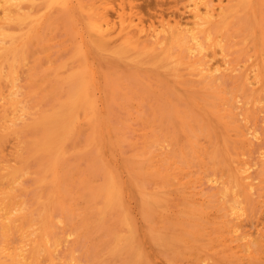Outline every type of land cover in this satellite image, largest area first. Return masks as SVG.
I'll return each mask as SVG.
<instances>
[{
    "label": "bare ground",
    "instance_id": "obj_1",
    "mask_svg": "<svg viewBox=\"0 0 264 264\" xmlns=\"http://www.w3.org/2000/svg\"><path fill=\"white\" fill-rule=\"evenodd\" d=\"M76 1L0 0V133L21 141L13 166L0 156V264H85L74 249L60 256L69 242L90 245L98 264H150L157 253L172 260L180 254L184 262L188 245L207 246L204 258L214 264L254 260L258 249L264 255V222L247 211L259 199L256 187L264 188V152L256 146V160L244 158L259 139L250 117L264 114V0H227V6L226 0H190L189 18L179 12L168 31L162 26L141 37L136 34L144 29L137 25L130 36L124 22L117 34L134 38L115 47L105 4L99 13L93 0L78 3L91 12L81 19L72 16ZM57 22L79 26L80 41L69 52L55 48ZM228 27L230 60L217 42ZM211 40L216 43L208 48ZM223 78L231 81L229 94L216 84ZM34 88L49 103L37 116L30 104L38 96L27 100ZM116 113L126 126L139 122L144 130L140 145H125L128 152L122 145L131 131L125 139L118 134L111 122ZM152 144L168 148L174 160L208 148L214 171L200 185L213 191L207 200L213 218L203 216L201 201L180 180L159 170L160 160L148 159ZM243 218L249 228L241 232L236 226ZM62 221L67 228L61 237L55 230ZM259 260L264 264V256Z\"/></svg>",
    "mask_w": 264,
    "mask_h": 264
},
{
    "label": "rangeland",
    "instance_id": "obj_2",
    "mask_svg": "<svg viewBox=\"0 0 264 264\" xmlns=\"http://www.w3.org/2000/svg\"><path fill=\"white\" fill-rule=\"evenodd\" d=\"M87 1V2H86ZM96 1H97V3H96ZM101 0H93V2H95V3H93V5H95V6H93L96 10L97 9H99L98 11H99V13H102L101 11L103 10V9H107V10H103L104 12H103V14H105L106 16H107V18L109 19V20H111L112 22H113V25H111L112 24V22L111 21H109V24H110V26H112V31L114 32H111V39H110V44H111V47H115V46H120V45H123V44H126V43H130V39L132 38V40H133V38H134V36H132L131 38H129V39H127V38H125L124 39V37H127V36H125V35H123V38H121L122 37V32L121 33H118L117 34V32H118V30H119V26L120 25H126V23L127 24H130V27H131V29H130V27L129 28H127L128 30H131L130 32H129V34L130 33H132L133 32V30H134V32H135V30L138 28V27H143L142 29H144V30H142L141 31V33H138V34H136V35H138V36H141V37H143V35H144V33H146V31H149V30H154V29H160L162 26L164 27V30H167V28L169 27V25H171L169 28H168V30L170 29V28H172V25H173V21L174 20H177V18H178V15H180V13L179 12H181V13H183V14H181L179 17H181V16H183L185 19H186V17L187 18H189V14L187 13V6H190V5H192V1H190V0H162V1H165L164 3H162V1L160 2V1H158L157 0V3H156V0H107V2H109L108 4V7H107V4H106V1H101ZM214 2H213V4H215L216 3V0H213ZM83 2V3H82ZM89 1L88 0H83V1H81V0H78V1H76L75 3H74V5H75V8L73 7V9H72V16H76L77 18H85V19H88V18H91L90 17V14H91V12L88 10V8L87 7H85V8H82V9H80V8H78V7H80L79 6V4H89L88 3ZM178 2V3H177ZM79 3V4H78ZM103 3V4H102ZM104 5L105 6V8L104 7H102V5ZM132 4V5H131ZM190 4V5H189ZM227 4H229V2L226 0V1H224V6H227ZM78 5V6H77ZM130 6V7H129ZM131 6H133V7H131ZM77 7V8H76ZM103 9H102V8ZM131 9V10H130ZM133 9V10H132ZM81 12V15H83V16H81V15H79L80 14V12ZM184 10V11H183ZM74 11H75V13H74ZM97 11V12H98ZM132 11H134V12H132ZM84 12V13H83ZM85 12H86V14H85ZM89 12H90V14H89ZM60 13V12H59ZM89 15H88V14ZM134 15H133V14ZM123 16H122V15ZM130 14H132L131 16H129ZM136 14H138V16H136ZM118 15H121V16H118ZM124 16H125V18L126 19H124ZM134 16V17H133ZM177 16V17H176ZM137 17V18H136ZM182 17V18H183ZM121 18H122V20H121ZM128 18H130L129 20H128ZM125 20H127V21H125ZM134 21V22H133ZM114 22H115V24H114ZM124 22H126V23H124ZM134 24H133V23ZM120 23V24H119ZM61 24V25H60ZM132 24H133V27H132ZM60 25V26H59ZM63 25V26H62ZM116 25H118V27L116 26ZM138 25V27H136ZM63 27V29H62V27ZM115 27H117V29H115ZM136 27V28H135ZM167 27V28H166ZM60 28V29H59ZM65 28V29H64ZM78 28H79V26H78ZM78 28L76 27V28H72V25H70L69 23L67 24V26L65 25V23L64 22H57V25H56V31H55V39H56V37H57V39H56V41H55V43L57 44V46L55 45V48H56V50L57 51H60L61 50V52H63V53H66V52H69V51H71V48L75 45V43H77V42H79L80 41V39L78 38V36H77V32H78ZM75 29H76V31H75ZM140 29V28H139ZM139 29H137V30H139ZM64 30V32H60V31H63ZM71 30V31H70ZM167 30V31H168ZM229 30V31H228ZM76 33H75V32ZM143 31H144V33H143ZM58 32V33H57ZM133 32V33H134ZM63 33V34H62ZM132 33V34H133ZM136 33V32H135ZM121 35V36H120ZM225 35V36H224ZM64 36V37H63ZM113 36V37H112ZM130 36H131V34H130ZM60 37V38H59ZM62 37V38H61ZM120 37V38H119ZM226 37V38H225ZM66 38H69V40L67 39L66 40ZM119 40H118V39ZM61 39V40H60ZM115 39H117L116 41H115V43L113 42ZM226 39V40H225ZM214 40H215V37H214ZM214 40L212 41L211 40V42H210V44H207V46H208V48L210 47V45L211 44H214V43H216V41L214 42ZM220 40V41H219ZM69 43H68V42ZM58 42V43H57ZM217 42H218V46H226V48H225V51H226V54L225 55H227V57L229 58V59H227V57H226V59L227 60H230L231 59V27H228L227 28V31H224V34L223 35H220L218 38H217ZM221 42L223 43V45L221 44ZM66 43V44H65ZM59 44V45H58ZM109 44V45H110ZM220 44V45H219ZM229 44H230V46H229ZM66 45V46H65ZM229 47H228V46ZM61 46H62V48H61ZM64 46V47H63ZM58 47V48H57ZM217 48V50H220V49H222L221 47H217L216 45L213 47V48ZM224 47H223V49H224ZM219 48V49H218ZM68 49H69V51H68ZM223 49H222V51H223ZM225 51H223V52H225ZM219 52V51H218ZM229 52V53H228ZM224 54V53H223ZM228 54H229V56H228ZM219 55H217V57H218ZM217 57H216V59H217ZM219 58V57H218ZM220 58H222L221 56H220ZM219 58V59H220ZM218 59V60H219ZM74 64V63H73ZM178 69V68H177ZM65 76V75H64ZM140 77V76H139ZM144 77L142 76V77H140V79L138 80V81H144L145 82V80L147 79V81H151V82H153L154 83V79H151L149 76L148 77H145L144 79H143ZM151 79V80H150ZM146 81V82H147ZM220 81V80H219ZM218 81V83H216L218 86H220L219 88L225 93V94H229L230 92H231V88H232V85H231V81L228 79V78H223L220 82ZM222 92V93H223ZM36 93V94H35ZM43 91H42V89H40V88H34L33 89V93H31L30 94V96H29V98H27V100H29V99H32V101L33 102H35L36 101V99H39L36 103H33V104H30L31 102H30V100H29V104L30 105H32V108H31V110H30V113L32 112V114H36V116L37 115H39V114H41L43 111H45L47 108H48V105H49V103L47 104V102L46 101H41V97H42V95H43ZM39 94H40V96H39ZM34 96H38L36 99H34ZM35 100V101H34ZM29 105V106H30ZM41 106H44V107H41ZM40 107L42 108V109H40ZM225 107V109L227 110V108H228V110L229 111H231V109H232V111H233V108L232 107H230L229 108V106H224ZM223 107V108H224ZM38 108L40 109L39 111H38ZM33 110H35L36 111V113H35V111H33ZM234 113V112H233ZM255 112L253 113V115H252V117H250L251 118V125H253V127L255 126V128H256V125L258 126L257 127V129L259 128V139L256 141V142H253L251 145V147H249L248 149H246L245 151H246V153L248 154L249 152H250V154H246L245 155V157L244 158H250V159H248V160H250V161H253L254 162V160H256V159H254L253 160V158H256V155H257V150H258V146H260V148L259 149H261L260 151H262L263 150V152H264V135L262 134V130L264 129V114H262V116H261V114H255ZM120 115V116H119ZM115 116V117H114ZM260 116H261V119H260ZM122 116H121V114L120 113H116L115 115H113V117H112V119H111V122H112V120H113V123L115 122V124L117 125H113L117 130H118V134H120V135H122V136H124V139H125V137H127V135L130 133L129 131H131V136L130 137H128L129 139H127L128 140V142H126L125 140V142L124 143H127V144H124V146L125 145H128V147L130 146V145H132V144H135V145H140V143H141V132L142 131H144L143 130V127L141 126V124L138 122H132L133 124H135L134 126L133 125H130V124H132V123H127V125L128 126H126V123L123 121V117L121 118ZM115 119V120H114ZM117 119V120H116ZM253 119H254V122H252L253 121ZM260 120V121H259ZM117 121V122H116ZM120 122V123H119ZM258 122V123H257ZM260 122V123H259ZM122 123V124H121ZM124 123V124H123ZM253 123V124H252ZM257 123V124H256ZM121 124V125H120ZM138 124H139V126H138ZM263 124V125H262ZM122 126V127H121ZM123 126H125V127H127V129L126 128H123ZM130 126H132V127H130ZM137 126V127H136ZM120 127V128H119ZM130 127V128H129ZM135 127H136V130H134L135 129ZM139 127H140V130H139ZM261 128V129H260ZM120 129H122V130H120ZM126 131H125V130ZM137 130H138V132H137ZM129 132V133H128ZM4 133V134H3ZM3 133H0V134H2V136L0 135V151L1 150H3L4 151V154H0V156L2 157V159L5 161V163H7V165L9 164V165H14L15 164V158H16V156H18L19 154H20V152L19 151H21V148L19 149V147L21 146H18L19 144H21V141H17L16 140V136L15 135H13V134H10V133H8V131H5V132H3ZM127 133V134H126ZM137 133V134H136ZM140 134V135H139ZM5 135H9V136H11L12 138H10L9 136H5ZM119 135V136H120ZM130 135V134H129ZM128 135V136H129ZM157 135H158V137L162 140V136H161V134L159 133V132H157ZM121 136V137H122ZM140 136V137H139ZM6 137V138H5ZM133 137H134V139H133ZM15 138V139H14ZM138 138V139H137ZM123 139V138H122ZM7 140L10 142V146H9V143L7 142ZM13 140H16L17 142H13ZM136 140V141H135ZM138 140V141H137ZM11 142H12V144H11ZM139 142V143H138ZM263 142V143H262ZM6 143H8V144H6ZM16 145H15V144ZM138 143V144H137ZM262 144V145H261ZM13 145H15V146H13ZM152 145H153V149H154V147H155V149H157L158 148V150H156L157 151V153H155L154 155H153V152H154V150L152 149ZM152 145H149L148 146V150H150V151H147V149H146V151L148 152V154L150 155H148L147 154V157H148V159L150 160V161H152V162H154V161H157V160H160V167H159V170L162 172V173H164V174H167V175H169V176H171V177H174V178H176L175 180L177 181V180H180V184L182 185V186H184L185 187V190H186V192H188V194L190 195V197L192 198V199H195V198H197V199H199L201 202L199 203V205H201L203 208V216H206V214L210 217V218H213L214 216H215V211H213V209H212V207L210 208V206H211V204H208L207 203V200L210 198V199H212L213 200V196H212V194H213V191L212 190H208V188H206V186L205 185H200V184H202L204 181H203V179H204V177H205V175H207V174H209L210 172H212V170L214 171V169L211 167V162L208 160V152H207V150H208V148H206V146H204V148H200V149H198L195 153H193V154H187L185 157H182L183 159L184 158H186V159H189L188 161H189V163H188V161H186V159H184L185 160V162H184V160H182V159H180V158H176L175 160H174V157H171L172 159H169L168 158V148L167 149H160V147L161 146H157L156 144H152ZM124 146L122 145V150L124 151V152H128V148H127V150H126V147L127 146H125V149H124ZM257 146V147H256ZM12 147L15 149L16 148V150H14L13 152H16L15 154H13V152H11L12 151ZM255 147H256V149L257 150H255ZM253 148V149H252ZM130 150V149H129ZM151 150H153V151H151ZM248 150V151H247ZM3 151H1V153H3ZM167 151V152H166ZM200 151V152H199ZM255 151V152H254ZM252 152H254L255 153V157H254V154L251 156V157H248V156H250L251 155V153ZM151 153V154H150ZM160 154L162 155L161 156V158L159 157L160 156ZM9 155H11L10 156V158H11V160H13V161H11L10 159H9ZM8 158H7V157ZM15 156V157H14ZM158 156V157H157ZM247 156V157H246ZM14 157V158H13ZM152 157H156L155 158V160H154V158L151 160V158ZM253 157V158H252ZM163 158L165 159V160H167V161H169V162H166L165 164H164V162H165V160H163ZM10 161H9V160ZM191 159H195V163H194V160H191ZM206 159V160H205ZM154 160V161H153ZM207 160H208V163H207ZM177 161H179V163L178 164H176L177 163ZM14 162V163H13ZM180 162H182V163H180ZM193 162V165L191 164ZM186 163V164H185ZM163 164V165H162ZM168 164V165H167ZM179 164H181V165H179ZM184 165V167H183V165ZM190 165V166H189ZM197 165V166H196ZM179 166V167H178ZM180 166H182V167H180ZM188 166V167H187ZM164 168L165 167V169H163V170H165V171H162V168ZM185 167H187L186 169H185ZM173 168V169H172ZM199 170V172H197L198 170ZM205 169V170H204ZM207 169H209V170H207ZM254 169H256L255 171L256 172H254V170H253V172L254 173H258L257 172V169H259L260 170V166H259V168L257 167V168H254ZM177 170L179 171V172H177ZM193 170V171H192ZM202 170V171H201ZM205 171V172H204ZM176 172V173H175ZM199 173V175H197V174H193V173ZM200 172H201V174H200ZM207 172V173H206ZM209 172V173H208ZM203 173H204V175H203ZM184 175H186L185 177H187L188 179H184ZM189 175H191V177L189 176ZM182 177V178H181ZM195 179H194V178ZM174 180V181H175ZM185 180V181H184ZM29 180H26L25 182H26V184H29V185H26L25 184V187H27V188H29L30 189V186H31V184L28 182ZM175 181V182H176ZM196 181V182H195ZM28 182V183H27ZM202 182V183H201ZM190 183V184H189ZM257 183V182H256ZM192 186V187H191ZM204 186V187H203ZM195 187V190L196 189H198V191H195L193 188ZM190 188V189H189ZM262 188H263V186H262ZM261 188V186H258V187H256V189H258V190H256V191H254V193H255V196H256V198L258 197L259 199H254L253 198V202L251 203L250 202V200H249V202L251 203V206L250 205H247L246 203H244L243 205H244V207L247 205V208H248V210L247 211H254V216H255V218H260V221H263L264 222V188L262 189ZM193 189V190H192ZM205 189H207V191H205ZM259 189H261V190H259ZM200 190V191H199ZM155 191H160V188H156L155 189ZM207 192V193H205V192ZM211 191H212V193H211ZM193 192V193H192ZM210 194H209V193ZM192 193V194H191ZM199 193H200V195H201V197H200V195H199ZM260 193V194H259ZM191 195H193V196H191ZM198 195V197H196V196ZM28 196V195H27ZM212 196V197H211ZM255 196H253V197H255ZM206 198V199H203V198ZM26 199V198H25ZM203 199V200H202ZM173 200H174V202H173ZM176 200V198H172L171 199V203H173V204H177L178 203V200L177 201H175ZM205 201V202H204ZM211 200H209V203H211L210 202ZM252 201V200H251ZM256 201V202H255ZM203 202L205 203V204H203ZM248 202V203H249ZM207 203V204H206ZM249 203V204H250ZM255 205V207H253L252 208V206L253 205ZM203 205H209V207L207 206H203ZM67 206V205H66ZM249 206V207H248ZM260 207V209H257V208H259ZM207 208V209H206ZM256 208V209H255ZM212 209V210H211ZM213 213H212V212ZM261 213H260V212ZM59 224H61V226L59 225ZM62 224H64L63 223V221L61 222V223H57V225H58V228H61V229H58L57 228V230H55V233L57 234V235H59L60 234V236H61V234L63 235V233L66 231V228L67 227H64V225H62ZM56 225V226H57ZM208 225V224H207ZM207 225H206V227H207ZM60 226V227H59ZM209 227V226H208ZM65 228V229H64ZM236 228L238 229V231H246L249 227H248V220L246 219V218H243V221L241 222V224L240 225H238V226H236ZM241 228V229H240ZM58 231H60V232H58ZM207 231H209V229H207ZM62 237V236H61ZM60 237V238H61ZM69 241H71V239H69ZM82 241H84V240H82ZM69 243H70V245H69ZM66 246H68L67 247V249L65 248V247H63V248H65L63 251L62 250H60V256L63 258V257H65V256H67L68 254H69V252L70 251H72L73 249V251H74V255H76V256H80V255H83V260L84 261H86V263L85 264H89V263H91V261H92V259H93V261H92V264H98V262H100V258H97V259H94V257H93V252L91 253L89 250L90 249H92L91 248V246L90 245H88L87 243L85 244V242H82L81 244H79L78 243V245H80L79 247L77 246V244L75 243L74 245L71 243V242H69ZM71 246H73V247H71ZM86 246V247H85ZM85 248L84 250L82 249V248ZM82 250H81V249ZM76 249V250H75ZM185 249V248H184ZM218 250H219V248H217ZM68 250V251H67ZM70 250V251H69ZM139 250H145V248L143 247V246H141V247H139ZM146 250H148V249H146ZM63 252V253H62ZM205 252L207 253L208 252V248H207V246H197V245H192V246H189L188 245V247H187V251L185 252V257H183V254L181 255V258L183 259V261L184 262H182L181 261V259H180V254H178V256L177 257H175L174 258V260H172V258H170L169 259V257L168 256H165L164 257V255L162 254V253H157V255L155 256V258H153V259H151V260H149V263L150 264H170L169 263V261L171 262V260L172 261H174L173 262V264H181L180 262H182L183 264H202V263H205V264H214L213 263V260L212 259H205L204 258V254H205ZM61 253H62V255H61ZM86 253H88V254H86ZM91 253V255H90V259H89V254ZM231 254H232V252H231ZM259 254V255H258ZM162 256V257H161ZM232 256H234V254L232 255ZM262 256H264L263 254H261L260 253V249H258L257 251H256V256H255V259L254 260H251V259H249V257H245V258H243V260H237L236 262H237V264H259V259L262 257ZM168 259H167V258ZM194 257H195V259H194ZM167 260H166V259ZM179 258V259H178ZM234 258V257H233ZM203 259V260H202ZM257 259H258V261H257ZM90 260V261H89ZM175 260H180V262H178V261H175ZM195 260V261H194ZM198 260V261H197ZM202 261V262H201ZM248 261V262H247ZM81 262H83L82 260H81ZM176 262V263H175ZM100 264V263H99ZM172 264V263H171Z\"/></svg>",
    "mask_w": 264,
    "mask_h": 264
}]
</instances>
